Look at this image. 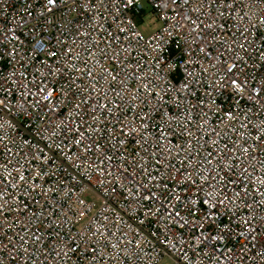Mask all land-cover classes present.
<instances>
[{"label": "built area", "instance_id": "obj_1", "mask_svg": "<svg viewBox=\"0 0 264 264\" xmlns=\"http://www.w3.org/2000/svg\"><path fill=\"white\" fill-rule=\"evenodd\" d=\"M0 0V264H264V0Z\"/></svg>", "mask_w": 264, "mask_h": 264}, {"label": "rangeland", "instance_id": "obj_2", "mask_svg": "<svg viewBox=\"0 0 264 264\" xmlns=\"http://www.w3.org/2000/svg\"><path fill=\"white\" fill-rule=\"evenodd\" d=\"M141 1L146 12L145 15L142 16V23L140 24V28L142 29L143 33L149 34L158 27L159 22L150 13L151 9L150 6L146 3V1L145 0H141ZM160 264H169V259L166 257L163 258Z\"/></svg>", "mask_w": 264, "mask_h": 264}, {"label": "snow or ice", "instance_id": "obj_3", "mask_svg": "<svg viewBox=\"0 0 264 264\" xmlns=\"http://www.w3.org/2000/svg\"><path fill=\"white\" fill-rule=\"evenodd\" d=\"M49 2L51 3V2H53V0H49Z\"/></svg>", "mask_w": 264, "mask_h": 264}]
</instances>
